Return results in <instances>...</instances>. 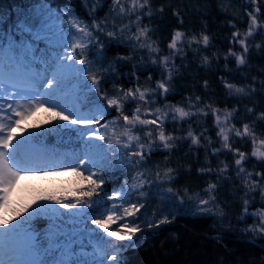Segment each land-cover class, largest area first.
<instances>
[{"label":"snow or ice","instance_id":"1","mask_svg":"<svg viewBox=\"0 0 264 264\" xmlns=\"http://www.w3.org/2000/svg\"><path fill=\"white\" fill-rule=\"evenodd\" d=\"M111 4V13L116 17L135 16V20L129 19V23L122 26L113 21L112 30H107V19L99 22L93 19L89 24L80 19L67 5H56L54 8L47 0H41L38 10L39 28L30 20L19 26L33 42L40 39L48 41V47L40 55L39 61L36 57L38 50L34 51L30 44H18L11 36L5 39L3 34H0V61L6 60V63H0V264H125L121 253L127 248L140 247L144 242L143 233L146 229L159 228L160 225L170 224L175 219L177 208L174 204L166 210L152 211L149 214L151 204L145 188L153 182L150 178L151 170H138L143 167L154 149L170 150L173 147L175 138L165 133V125L169 119L183 120L197 114L208 116L210 111L221 144L219 148H212V153L218 154L225 150L231 152L237 169L236 176L242 179L245 188L248 191L260 189L264 195V172L253 174L247 171L244 164L248 153L233 148L232 138L249 140L253 146L251 156L258 161H264V139L257 137L254 124L245 123L242 128L231 124L237 111L235 108L221 110L207 105L208 110L198 108L197 113H192L175 105L165 104L166 111L154 106L156 96H167L170 92L169 85L175 71L174 58L184 53L185 44L191 47L193 43L200 44L201 39L195 36L186 39L183 32L175 31L168 43L169 55L151 61L152 64L159 63L162 69V78L156 81L154 88H124L114 85L113 95H108L103 89L102 81L108 69L101 66L94 71L93 60L89 55L92 53L97 62L103 59L105 44L100 34H104L113 43H119L120 37L128 32L131 33L129 39L139 48H147L150 54L158 55L160 52L149 36L150 29L139 27L142 20L140 13L147 16L152 14L150 0H111ZM249 4L253 10L246 12L247 31L243 34L239 30L232 33V43L240 46V52L230 48L225 56V59L228 56L233 57L237 66L247 62L249 38L258 33L264 36V21L258 19L261 8L264 7V0H249ZM145 9L147 11H144ZM2 18L0 16V19ZM61 22L67 31L61 26ZM133 24L136 25L135 32L132 31ZM209 42L210 37L202 35L205 47ZM256 47L259 48L260 45L257 44ZM117 59L125 60L131 57L118 56ZM37 62L44 65L43 70L32 74V66ZM204 62H208L207 57ZM136 80L139 82V77H136ZM148 80H152L151 74L148 75ZM73 81H77L83 89L92 94L87 111L62 99L65 88ZM221 82L230 94L245 93L243 87H238L223 77ZM199 99L196 98L197 102ZM129 103L135 107L126 108ZM189 105L196 106L191 98ZM110 110H114L117 115L106 119L107 115H111ZM248 111L253 110L249 108ZM38 113H45V120L54 121L55 124L53 127L45 125L40 132H29L23 125ZM258 119L264 120V112L260 113ZM32 127L35 129L39 125ZM64 129L77 131L86 147L99 151L95 154L86 151L72 165L65 166V170L76 178V186L73 189L66 190L60 196L53 193L26 197L24 193L27 190L22 187V181L58 173L25 167L28 163L25 159V149L31 147L45 133ZM24 132H28V135H22ZM187 135L191 137L193 145L201 144V137L207 140L209 145L212 144L211 138L204 136L203 132L197 136L189 131ZM98 141L103 143H96ZM117 157L118 163L127 162L135 170V175L131 177V184L125 180L124 186L109 193L103 187L106 183L104 173L93 169L110 167V162L116 161ZM221 163L223 167L216 170L218 174L225 173L229 167L227 163ZM199 171L211 174L214 170L208 167ZM154 179L171 182L175 179L174 170L168 168L161 172L157 166ZM216 189L217 185L209 182L203 189L207 199L199 193L188 197L190 201L195 202L198 213L212 211L209 205H215L216 197L213 193ZM166 191L171 193L173 189L168 188ZM178 198L183 204L184 197ZM168 199L174 200L177 197L169 196ZM54 205H59L66 212L60 213V209ZM248 205L249 201L244 200L243 214L255 217L258 222L249 225L244 231L264 236V208L250 213ZM166 212L172 214L171 218ZM219 214L222 216L223 212ZM46 215L88 216L91 224L96 226L92 230L96 234L95 239L103 245V258L65 259L75 255L69 247L71 241L61 243L59 234L52 230L44 233L41 240L37 241L33 221ZM125 241L127 243H122ZM57 252L59 257L56 256ZM49 254L51 259H39L40 256Z\"/></svg>","mask_w":264,"mask_h":264},{"label":"trees","instance_id":"2","mask_svg":"<svg viewBox=\"0 0 264 264\" xmlns=\"http://www.w3.org/2000/svg\"><path fill=\"white\" fill-rule=\"evenodd\" d=\"M40 2L41 0H0V16L3 17L0 19V34H3L5 39L11 36L18 44L25 42L30 44L34 51L38 50L37 61L48 47V41L40 39L33 42L19 26L33 17L31 11L40 5ZM47 2L54 8L56 5L61 7L67 5L89 24L93 19L98 22L107 19L108 26H112V22L118 19L111 13V0H99L101 6H94L91 0ZM150 6L151 16L140 13L141 27L150 29L149 36L160 49L158 55L150 54L147 48H139L129 37L121 36L119 43H113L104 34H100L105 44L104 56L92 67L94 71L101 66L108 69L102 81V87L108 95L114 94V85L124 88L136 86L142 89L154 88L156 81L162 78V69L159 63L152 64L151 61L169 55L168 43L175 31H181L186 39L195 36L201 39V43H193L191 47L185 44L184 53L174 58L175 71L169 85L170 92L167 96H156L154 106L166 111L165 104L175 105L192 113H197L198 108L208 110L207 105L221 110L235 108L237 111L231 124L237 128H242L245 123L254 124L257 137L264 139V120L258 119L260 113L264 112V36L258 33L249 38L250 47L245 65L237 66L231 56L225 59L230 48L240 52V46L232 43V33L239 30L243 34L247 31L246 12L253 10L249 0H150ZM161 8L163 11H160ZM258 19L264 21V7L261 8ZM202 35L210 37L207 47L202 43ZM257 44L260 45L259 48L256 47ZM118 56L131 59L119 60ZM205 57L208 58L207 63L204 62ZM2 62L6 63V60ZM34 66L43 64L37 62L32 67ZM149 74L152 80H148ZM136 77H139V82ZM221 77L238 87H243L245 93L230 94L222 84ZM80 92L82 107L88 109L92 94L83 88ZM197 97L200 98L198 102ZM189 98L195 107L189 105ZM127 107L135 105L129 103ZM249 108L253 111L249 112ZM110 112L111 115H107L106 119H112L117 115L114 110ZM45 116V113L33 116L29 132L43 131L45 125L53 127L55 122L46 121ZM34 125L39 127L34 129L32 127ZM189 131L197 136L203 132L204 136L211 138L212 144L209 145L207 140L201 137V144L193 145L191 137L187 135ZM217 131L210 111L208 116L197 114L183 120L169 119L166 122L165 133L175 138L173 147L170 150L154 149L143 167L138 170L149 169L153 174L157 166L161 172L168 168L174 170L175 179L171 182L161 179L146 188L149 189L147 191L149 198L161 194L177 197L172 201L177 208L174 213L175 219L170 224L160 225L159 228L146 229L143 233L144 242L140 247L127 248L121 253L125 264H264V236L244 231L247 222L254 217L243 214L244 200L249 201L251 213L259 207L264 208V195L260 189L248 191L245 188L242 179L236 176L237 169L231 152L225 150L218 154L212 153V148L221 146ZM35 143L75 150L84 145L79 133L70 129L47 132ZM232 144L233 148L248 153V159L244 164L247 171L253 174L264 172V161H258L251 156L253 146L249 140L232 138ZM107 147L105 144L106 149ZM118 160L119 157L116 161L110 162V167L97 170L104 173L106 183L103 187L109 193L122 187L124 181L135 173L127 162L122 164L118 163ZM221 162L227 163L229 167L225 173L218 174L216 170L223 167ZM208 167L214 170L213 173L199 171ZM209 182L217 185L213 195L224 213L225 220L229 221L232 227H226V223L221 224L216 213H195L189 210L188 197L197 193L204 197L203 189ZM31 183L33 189L24 194L26 197L53 193L60 196L76 186V178L71 173L65 177L37 176L31 179ZM168 188H172L173 192L168 193L166 191ZM178 197H184L183 204ZM54 207L59 208L60 213L66 212L59 205ZM168 208L170 207L163 200L157 212ZM166 214L171 218L172 214L167 212ZM33 227L40 237L52 230L59 234L61 243L71 241L69 247L75 255L65 259H95L97 251L86 231L95 225L91 224L88 216L46 215L34 220ZM56 256L59 257V252ZM48 258L51 259L50 254Z\"/></svg>","mask_w":264,"mask_h":264},{"label":"rangeland","instance_id":"3","mask_svg":"<svg viewBox=\"0 0 264 264\" xmlns=\"http://www.w3.org/2000/svg\"><path fill=\"white\" fill-rule=\"evenodd\" d=\"M91 1H92L94 6H101L99 0H91ZM39 7H40V5H37L31 11V14L33 15V17L30 18V22L34 23L36 25V28H39V26H40V16L38 14ZM129 19L135 20V16H133L131 18L118 17L117 21H115V24L118 26H122L123 24H128ZM82 20H84V19H82ZM84 21L86 23H88L86 20H84ZM61 26L65 28V31H67V28L63 24V22H61ZM139 27H141V22L139 24ZM107 30H112V26H108ZM135 30H136V25L133 24L132 25V31L135 32ZM42 35H44V34H42ZM130 35H131V33L125 32L122 36L129 37ZM89 55H90V58L93 60V64L95 62H97L95 56L92 53H90ZM0 63H3V62L0 61ZM43 67H44V65L32 67V74L37 73V72H41L43 70ZM81 88L82 87L79 85V83L77 81L71 82L70 84H68V86L65 88L64 92L62 93V99H64L68 104L75 103L77 105V107H80L82 110L87 111L88 109H84L82 107V100H81L82 94L80 92ZM31 121H32V118L28 119L24 123L23 127L25 129L30 130ZM73 127H75V126H73ZM22 135L26 136L28 134H27V132H24V133H22ZM96 143H103V142L98 141ZM86 151L90 152L92 154H95L99 150L93 149L91 147H86L85 143L81 149H77V150H72V149L65 150V149H60L57 147H46V146H42V145L33 143L31 145V147H28L25 149V159L28 161V163L25 164V167L39 168V169H42L45 171L58 173L57 175H60V176H65L69 173L65 170V166L72 165L74 163V161L77 158H79ZM40 152H42V154ZM94 171H96V169H94ZM133 175H135V173ZM154 176H155V174H153L151 171L150 178L153 180V182H157V180L154 179ZM131 177L129 179H127L129 184L132 183ZM151 184H149V185H151ZM21 185L23 188H25L27 190L24 194H26L27 192H29L30 190L33 189L31 187L32 186L31 180L22 181ZM148 190L149 189L145 188V191H148ZM168 197L169 196L162 195V194L157 195L154 198H149V196H148V198H149L148 201L151 204V207L149 208V210L151 212L152 211H158L163 200L167 203V205L169 207H171L173 205V202H172L173 200H169ZM204 198L207 199V196H204ZM247 199H248V197H247ZM187 205L189 206L190 211L198 213L194 201L188 202ZM209 207H212V211L210 213H216L221 224L224 225L226 223V225H225L226 227H232V225L229 224V221L225 220L224 213L222 216L219 214V212H221L222 210L220 209V206L218 205L217 201H215L214 206L209 205ZM259 209H261V207H259ZM255 211L256 210H253V212H255ZM257 222H258L257 219L254 217L252 220L247 222L246 228H248L249 225H255ZM95 228H96V226L94 228L87 229V233H88L89 239L93 242V245L95 246V249L97 250V253H98L95 256V259L96 258L102 259L104 249H103L102 243L95 239L96 234L92 231ZM41 238L42 237L37 235V233L35 232V239L37 241H40ZM109 251H110V249H109ZM39 259L48 260L49 258H48V255H42L39 257Z\"/></svg>","mask_w":264,"mask_h":264},{"label":"bare ground","instance_id":"4","mask_svg":"<svg viewBox=\"0 0 264 264\" xmlns=\"http://www.w3.org/2000/svg\"><path fill=\"white\" fill-rule=\"evenodd\" d=\"M42 154V152H40ZM5 259H7V257H5Z\"/></svg>","mask_w":264,"mask_h":264}]
</instances>
